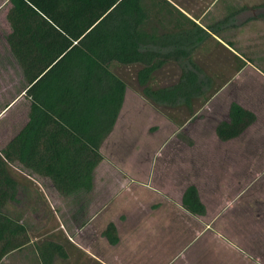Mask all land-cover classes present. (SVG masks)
<instances>
[{
	"label": "rangeland",
	"instance_id": "1",
	"mask_svg": "<svg viewBox=\"0 0 264 264\" xmlns=\"http://www.w3.org/2000/svg\"><path fill=\"white\" fill-rule=\"evenodd\" d=\"M7 7V1L0 0V109L15 97L17 100L0 122V146L21 126L28 111V100L20 93L24 80L5 41L9 32ZM218 37L224 43L231 41L233 51L209 39L193 53L202 95L193 97L189 106L182 100L174 105L153 102L142 94L136 82L137 65L110 64L111 72L125 83V91L115 123L99 146L101 160L92 172V188L64 197L48 179L15 170L26 178V192L17 196L22 204L6 208L3 217L7 221H0V264H40L35 248L48 241L59 244L66 254L64 259L54 256L52 264H132L136 262L138 244H142L137 236L143 233V227L133 223L137 211L149 203L171 206L161 214H167L175 224L177 238L166 241L160 232L155 264H163L171 254L180 253L185 241V216L177 206H181V194L190 184L200 191L207 216L220 213L226 240H239L233 245L251 258L249 264H264V155L256 156L255 161L239 157V145L226 146L215 134V126L228 120L231 102L247 109L260 101L257 111L261 113L264 82L259 74L264 72V36L254 35L244 27L233 35L224 33ZM245 61L259 72L248 65L244 68ZM179 72L178 66L167 63L154 73L149 87L170 86L177 81ZM256 94L261 98L255 99ZM256 123L243 138L253 136L255 128L264 125L263 114H258ZM226 150L239 154L227 159L233 162L229 171H234L236 177L228 179L235 186L221 205L215 192L206 191L223 174ZM109 222L115 226V244H109L102 235ZM146 231L149 233V228ZM11 235L17 238L15 244L10 241ZM194 248L198 257L201 244ZM145 251L144 246L138 253L146 258ZM185 252L177 264L192 262L188 261L191 249ZM231 260L224 264H231ZM195 262L200 264L199 260ZM244 262L240 260L239 264L248 263Z\"/></svg>",
	"mask_w": 264,
	"mask_h": 264
},
{
	"label": "trees",
	"instance_id": "2",
	"mask_svg": "<svg viewBox=\"0 0 264 264\" xmlns=\"http://www.w3.org/2000/svg\"><path fill=\"white\" fill-rule=\"evenodd\" d=\"M5 35L8 50L20 68L28 100L27 120L0 150V214L13 199L3 186L14 184L6 162L17 161L47 178L62 196L88 192L92 172L101 160L99 146L110 133L123 102L125 83L110 64L137 65L135 79L153 102L187 106L202 95L198 68L190 51L180 48L202 33L167 0H6ZM191 64L181 65L183 60ZM178 64L172 85L152 89V76L166 63ZM19 93V94H20ZM228 120L215 126L220 140L234 138L255 116L235 102ZM193 215L204 213L197 190L190 184L180 198ZM117 242L109 222L102 232ZM40 264H52L66 254L51 241L37 245Z\"/></svg>",
	"mask_w": 264,
	"mask_h": 264
},
{
	"label": "crops",
	"instance_id": "3",
	"mask_svg": "<svg viewBox=\"0 0 264 264\" xmlns=\"http://www.w3.org/2000/svg\"><path fill=\"white\" fill-rule=\"evenodd\" d=\"M179 13H181L186 19L193 22L195 25H197L199 28L202 29V33H200L198 36L192 38L190 41H185L183 46L180 48L184 50H189L190 53V61L195 66L196 64L192 61V55L196 50H199L200 47L203 45V43L206 40L212 39L213 43L219 44L222 47H225L226 49L233 51L230 46H232L231 41H222L218 35L221 34H228L233 35L234 33L238 32L240 28H248L252 30V34L254 35H263L264 36V0L256 1V0H176L171 1L167 0ZM177 1L180 3L178 4ZM256 43H259L258 41ZM171 63V62H169ZM173 63V62H172ZM187 60H183L181 62V65L189 66L191 64ZM246 65L244 68L250 66L253 68V71L259 70L254 66L251 62L245 61ZM167 64V63H166ZM176 66H179L176 63H173ZM197 67V66H196ZM198 68V67H197ZM256 71V73H257ZM199 69L197 72V75L199 77ZM255 73V72H254ZM261 75L259 74L261 80L264 82V72L260 71ZM199 79V78H198ZM255 99H260L261 97L257 94L255 95ZM263 103H262V110L259 113L258 108L261 106H257L260 101H258V104L255 103L252 105L253 107H248L247 110L254 114L255 120L253 123H251L247 128L243 130L241 134L238 136L227 139V140H220L216 137V139L224 143L226 146L227 144H233V146L239 145L242 148V155L237 153H234L235 151H224L223 158L227 159H235V157L238 155L242 158H248L251 161L256 160V156H263L264 155V125L255 128L256 132L251 136V134L247 135L246 138H243L242 135H244L247 131H251L250 129L254 126H256L257 122V116L258 114H263L264 116V94H263ZM17 100L15 97L12 101L7 103L3 108L0 109V122H2L4 117L8 114L9 109L12 107L14 102ZM258 107V108H257ZM27 120V113L26 118L24 122L21 124V126L0 146V150L5 146V144L23 127L24 123ZM245 148V149H244ZM236 154V156H235ZM257 154V155H256ZM233 161V160H232ZM7 168L9 170V175L14 181L10 187L3 186V189H6L8 193L13 194V199L7 200L2 209L4 212H6L7 207H14L17 205L23 203L19 198L17 197L19 194H25L26 192V184L27 180L26 178L20 177L18 173L15 172V170H23L25 173H28V175H34L36 177L44 178L41 176H38L31 171L25 169L22 167V165L17 161L12 162H6ZM233 162L227 161V165H224V167L221 168L223 174L219 181H217V184L212 186H209V190L206 191L207 193L211 194V192H215V195H217L219 198L218 200L221 201V205H223V202L228 200L227 196L228 194H232L233 192H230L232 188V185H234V182H229L228 178L236 177L234 175V171H229L231 169L229 167V164ZM228 174H231L228 175ZM233 174V175H232ZM24 177H29L22 173ZM227 178V180H225ZM47 179V178H46ZM238 183V182H237ZM235 186V185H234ZM211 187L213 190H211ZM197 194L199 197V200L204 206V213L201 215H193L188 212H186L180 205L177 207L179 208V211H182V214L185 216V224L184 228L186 227V231H184V234L186 236L184 237V242L181 245V250L178 255L171 254L167 260L163 264H177V261L181 259V257L184 256L185 250L191 249V256L188 261H191L190 264H196L195 261L199 260L200 264H224L225 260L232 259L230 262L231 264H239L240 260L244 263L249 264L250 259L244 255L245 253L241 252L240 249L233 245L234 241H239L238 239L232 242L231 240H226L225 235H223V226L225 225L222 219L219 218L218 215L216 216L212 215V217L207 216L209 213L206 207V204L204 203V200L202 199L200 195V191L197 190ZM222 198V200H221ZM224 200V201H223ZM228 202V201H227ZM164 204L161 203H149L148 205L142 206L137 212L138 214L135 216L134 225L137 228L143 227V233L142 235H138V239L142 240V244L140 245L138 241V248L137 252L135 253V260L132 264H155L157 262V251H158V239L160 240V232L166 241H170L172 239H176V234L174 233V226L173 222H170L168 219V215L165 213L161 214V211L168 209L171 207L170 205H167V207ZM13 209V208H11ZM15 209V208H14ZM7 221L4 219L3 215L0 214V221L3 222ZM128 221L131 222L129 218H127ZM131 224V223H130ZM133 224L130 226L132 227ZM171 226H173L171 229H169ZM164 228V230H161V228ZM149 228V233L146 231V229ZM138 230V229H137ZM136 230V231H137ZM147 232V233H146ZM171 232V234H170ZM173 232V234H172ZM20 234V233H19ZM180 235V234H179ZM233 237V236H232ZM181 238V237H180ZM16 236L11 235L10 241L15 244L17 242ZM183 239V238H181ZM201 244V248H199L200 254L197 257V254L193 251L196 246V244ZM146 247L145 253H143L144 256H140L138 252L142 251L143 247ZM157 248V249H156ZM15 251L19 250L18 248H14ZM155 250V251H154ZM13 251V250H12ZM196 251V250H195ZM186 254V252H185ZM244 255V256H243ZM141 260H143L141 262ZM254 264H260L256 261H253ZM227 264V263H226ZM253 264V263H252Z\"/></svg>",
	"mask_w": 264,
	"mask_h": 264
}]
</instances>
